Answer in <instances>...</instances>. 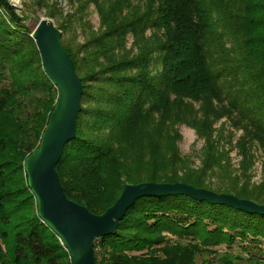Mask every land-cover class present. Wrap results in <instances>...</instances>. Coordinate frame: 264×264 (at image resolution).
<instances>
[{
  "label": "trees",
  "instance_id": "obj_1",
  "mask_svg": "<svg viewBox=\"0 0 264 264\" xmlns=\"http://www.w3.org/2000/svg\"><path fill=\"white\" fill-rule=\"evenodd\" d=\"M91 4L98 28L87 18ZM76 5L69 27L82 24L84 41L62 37L84 84L77 137L57 166L67 196L101 214L125 183L185 182L264 204V181L252 182L257 150L264 154V0ZM1 9L0 264H73L40 217L25 170L59 91L34 29L7 0ZM183 125L204 142L200 165L182 154ZM21 194L30 216L21 217ZM263 244L264 214L175 194L139 198L95 252L98 264H262L253 251ZM223 245L246 255L216 249Z\"/></svg>",
  "mask_w": 264,
  "mask_h": 264
},
{
  "label": "water",
  "instance_id": "obj_2",
  "mask_svg": "<svg viewBox=\"0 0 264 264\" xmlns=\"http://www.w3.org/2000/svg\"><path fill=\"white\" fill-rule=\"evenodd\" d=\"M32 36L42 53L45 72L57 87L59 97L40 146L26 159L25 170L40 217L62 240L73 264H98L97 239L116 233L129 208L141 197L185 194L213 204L264 214V204L257 201L185 182L125 183L118 200L101 214L71 200L65 193L57 166L64 148L77 137V122L83 107V79L63 43V31L52 20L42 19Z\"/></svg>",
  "mask_w": 264,
  "mask_h": 264
},
{
  "label": "rangeland",
  "instance_id": "obj_3",
  "mask_svg": "<svg viewBox=\"0 0 264 264\" xmlns=\"http://www.w3.org/2000/svg\"><path fill=\"white\" fill-rule=\"evenodd\" d=\"M10 5L14 8V11L27 22V25L31 29H35L37 24L42 19H49L52 20L57 27L65 26L67 29H63V39L65 42L73 46L75 41L77 43H82L84 41V36L82 32L84 31V26L80 23L75 22L74 28L69 27V19L71 15H74V11L77 7L76 1L77 0H7ZM2 11V9L0 10ZM5 12V11H4ZM91 24L98 28L101 23L100 16L98 14V10L96 9L94 4H91L88 9V17H87ZM160 67H158L159 69ZM160 71V70H157ZM181 135L182 140L180 142V148L182 154L186 157H190L194 165H200L201 162V150L203 147V140H200L195 132L194 129L190 128L189 126L183 125L181 127ZM236 150H233L232 157L233 163L238 165L239 156L236 154ZM257 164L253 169V179L252 182L254 184H258L264 181V154L257 150ZM235 165V166H236ZM20 205H24L22 209H25L24 213H20L21 217L30 216L34 213V207L30 208L31 201L30 197L27 195L21 194L18 198ZM264 249V244L262 245ZM221 252L231 251L234 252L235 256H245L246 252L242 250L241 245H235L232 249L223 245L221 247L216 248ZM98 250L100 251V258L106 257L108 258V254L101 250V246L99 244ZM253 253L261 260L260 263L264 264V252L253 251ZM207 257L206 255L203 256ZM109 259V258H108ZM211 259H214L211 256ZM202 258H199V264H219L218 261L210 262L205 261L202 262Z\"/></svg>",
  "mask_w": 264,
  "mask_h": 264
}]
</instances>
